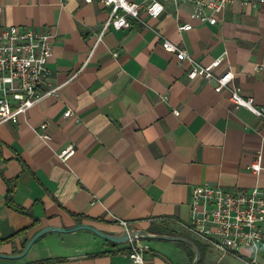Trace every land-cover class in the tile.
I'll list each match as a JSON object with an SVG mask.
<instances>
[{"label": "crops", "instance_id": "obj_1", "mask_svg": "<svg viewBox=\"0 0 264 264\" xmlns=\"http://www.w3.org/2000/svg\"><path fill=\"white\" fill-rule=\"evenodd\" d=\"M159 1V18L141 10L145 24L111 28L91 55L109 17L100 0H0V33L22 26L54 36L41 91L59 88L17 122L0 125V254H22L46 227L87 224L123 235L125 221L143 234L147 264H192L194 249L183 240L196 244L189 229L194 189L264 190L262 122L216 93L214 83L188 79L190 65H180L158 36L205 67L223 58L214 73L231 70L242 95L264 107V4L233 0L213 26L192 19L187 4ZM184 24L192 29L179 32ZM44 124L49 142L36 133ZM69 147L76 154L62 162ZM260 154L263 170L255 176L250 165ZM64 236L45 235L25 257L0 264H132L134 243L94 236L74 246ZM204 247L199 264H211Z\"/></svg>", "mask_w": 264, "mask_h": 264}, {"label": "built area", "instance_id": "obj_2", "mask_svg": "<svg viewBox=\"0 0 264 264\" xmlns=\"http://www.w3.org/2000/svg\"><path fill=\"white\" fill-rule=\"evenodd\" d=\"M91 3L93 0H84ZM109 9V17L92 47L102 41L104 35L114 30L129 29L132 21L145 22L141 10L151 17L159 18L165 7L159 0H146L135 3L130 0H100ZM176 4H187L192 8V19L202 23L218 25L220 15L232 4L233 0H173ZM264 4V0H245L244 5L254 9ZM192 24L180 25L179 32L190 31ZM162 47L174 54L180 65L188 63L187 78H202L215 84L218 94L227 93L236 109L245 108L253 113L263 124L261 135L264 145V107H256L253 98L242 95L241 89L234 85L235 74L230 70L223 75L214 73L223 58L205 67L186 51L158 34ZM54 36L49 31H34L22 26H10L0 33V125L17 122L22 115L40 101L56 94L59 88L46 92L41 89L48 74L47 64L53 56ZM76 73L72 79L76 78ZM179 115V111H175ZM73 116L71 110L65 117ZM48 125H42L36 133L45 142L52 140L47 133ZM76 154L74 147L62 151L59 158L69 161ZM263 156L260 154L250 165V171L258 176L263 170ZM191 221L189 229L202 238L204 244L222 256L234 255L245 264H260V252L264 248V190L256 187L251 191L232 192L222 187L203 186L194 189L191 198ZM130 233L129 224L119 221ZM134 243L129 258L132 264H147L142 251L145 248L139 239Z\"/></svg>", "mask_w": 264, "mask_h": 264}, {"label": "water", "instance_id": "obj_3", "mask_svg": "<svg viewBox=\"0 0 264 264\" xmlns=\"http://www.w3.org/2000/svg\"><path fill=\"white\" fill-rule=\"evenodd\" d=\"M79 231H90L94 234H96L97 236L101 237L102 239L112 243V244H123V243H128L131 240H135V239H140L143 237L142 233H136V232H132L130 231V233H125L123 235H111V234H107L104 233L102 231H100L99 229L91 226V225H87V224H77L74 225L72 227H55V226H50V227H46L44 229H42L41 231H39L29 242L26 250L20 254V255H15V256H9V255H3L0 254V258H4V259H20L26 256V254L29 252V250L31 249V247L38 241L40 240L42 237H44L45 235L51 234V233H60V234H71V233H76ZM163 239L166 240H174V241H178V240H183V239H178V238H169V237H163ZM186 243L190 244L194 251H195V259L193 261L192 264H199L200 261L202 260V255L200 253L199 248L197 247L196 244H194L191 241L188 240H183Z\"/></svg>", "mask_w": 264, "mask_h": 264}, {"label": "rangeland", "instance_id": "obj_4", "mask_svg": "<svg viewBox=\"0 0 264 264\" xmlns=\"http://www.w3.org/2000/svg\"><path fill=\"white\" fill-rule=\"evenodd\" d=\"M53 234H55V233H53ZM62 235H65L64 237H67V239H70V241H69L70 243H68V244L74 245V246H87L88 244H90V242L92 243V240L94 239L91 237H94V236L99 237L94 233L92 234V232H90V231H79L76 233L62 234ZM89 235H93V236H89ZM190 237L196 243L199 250L201 249L200 253H201V255L203 254V257L201 260V262H202L204 259L205 253H206L202 238L198 237L194 233ZM99 238H101V237H99ZM209 250H210L209 252L212 256V259H211L212 263L211 264H217L218 258H219V256H222V254L217 252L213 248H210ZM192 252H194V254H195L194 250ZM218 264H242V263L239 262L235 257H230V256L228 257L227 256L224 258V260H222Z\"/></svg>", "mask_w": 264, "mask_h": 264}, {"label": "trees", "instance_id": "obj_5", "mask_svg": "<svg viewBox=\"0 0 264 264\" xmlns=\"http://www.w3.org/2000/svg\"><path fill=\"white\" fill-rule=\"evenodd\" d=\"M209 248H210V247H209ZM200 250H201V249H200ZM202 257H203V254H202ZM190 259H191L192 262L194 261V259H195V254H194V252H192Z\"/></svg>", "mask_w": 264, "mask_h": 264}]
</instances>
